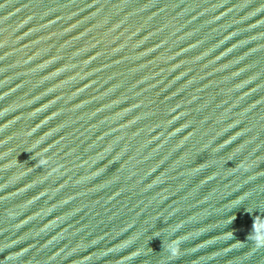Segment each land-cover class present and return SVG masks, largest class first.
Instances as JSON below:
<instances>
[{
	"label": "water",
	"instance_id": "95a60500",
	"mask_svg": "<svg viewBox=\"0 0 264 264\" xmlns=\"http://www.w3.org/2000/svg\"><path fill=\"white\" fill-rule=\"evenodd\" d=\"M0 264H264V0H0Z\"/></svg>",
	"mask_w": 264,
	"mask_h": 264
}]
</instances>
